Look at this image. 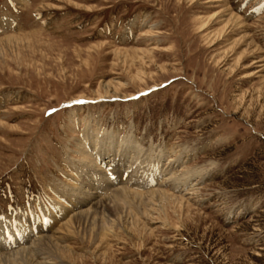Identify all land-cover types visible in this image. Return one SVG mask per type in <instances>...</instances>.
<instances>
[{
    "label": "rangeland",
    "instance_id": "1",
    "mask_svg": "<svg viewBox=\"0 0 264 264\" xmlns=\"http://www.w3.org/2000/svg\"><path fill=\"white\" fill-rule=\"evenodd\" d=\"M21 261L264 264V0H0Z\"/></svg>",
    "mask_w": 264,
    "mask_h": 264
},
{
    "label": "bare ground",
    "instance_id": "2",
    "mask_svg": "<svg viewBox=\"0 0 264 264\" xmlns=\"http://www.w3.org/2000/svg\"><path fill=\"white\" fill-rule=\"evenodd\" d=\"M233 18H234V17H233ZM233 18H231V20H230V21H232V22H230V21L226 22V24H225V28H228V23H229V24H230V23H235V19H233ZM236 20H237V19H236ZM239 25H240V24H239ZM202 28H203V29L206 28V27H205V24L202 26ZM108 94H109V93H108ZM93 137H94V136H93ZM93 141H94V145H93V147H95V148H96L99 144H101V143H99L98 140L95 139V138H94ZM89 142H90V141H89ZM90 144H91V142H90ZM90 146H92V145H90ZM90 146H89V147H90ZM95 148H94V149H95ZM99 149H100V148H99ZM105 151H106V153H109V152H110L108 149H106V150H103V151H101V152L98 151L96 154L100 157V156H101V153H102V155H103V153H105ZM84 154H85V153H84ZM98 208H99V207H98ZM85 216H86V215H85ZM86 219H87V217H86ZM80 220H81V219L77 218V216H76V218H74V219L71 218V219L68 220V222H67V227L70 228V229L75 228V226H76L77 224L80 225ZM63 227H65V225H63ZM44 239H45V238H44ZM39 245H40V244H39ZM40 246H41V245H40ZM44 246H45V245H44ZM23 252H25L24 249L22 250V252H19V253H17V254L20 255V254L23 253ZM17 254H16V255H17ZM6 257H9V255L6 256ZM6 259H7V258H6ZM6 259H5V260H6ZM20 259H21L22 261H25V260L22 259V258H20ZM7 260H8V259H7ZM42 260H43V259H42ZM22 261H21L19 264H23L24 262L22 263ZM28 263H29V262H28ZM34 263H35V262H34ZM24 264H25V263H24Z\"/></svg>",
    "mask_w": 264,
    "mask_h": 264
}]
</instances>
